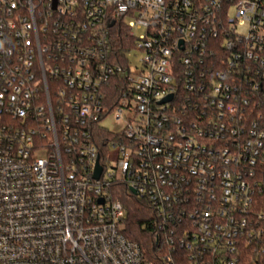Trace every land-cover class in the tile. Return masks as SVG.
Here are the masks:
<instances>
[{
	"label": "built area",
	"instance_id": "obj_1",
	"mask_svg": "<svg viewBox=\"0 0 264 264\" xmlns=\"http://www.w3.org/2000/svg\"><path fill=\"white\" fill-rule=\"evenodd\" d=\"M0 264H264V0H0Z\"/></svg>",
	"mask_w": 264,
	"mask_h": 264
},
{
	"label": "trees",
	"instance_id": "obj_2",
	"mask_svg": "<svg viewBox=\"0 0 264 264\" xmlns=\"http://www.w3.org/2000/svg\"><path fill=\"white\" fill-rule=\"evenodd\" d=\"M118 197L127 210L124 230L126 237L139 243L147 257L156 261V248L159 242L156 233L149 226L153 219L149 205L131 195L125 186L119 187Z\"/></svg>",
	"mask_w": 264,
	"mask_h": 264
},
{
	"label": "rangeland",
	"instance_id": "obj_3",
	"mask_svg": "<svg viewBox=\"0 0 264 264\" xmlns=\"http://www.w3.org/2000/svg\"><path fill=\"white\" fill-rule=\"evenodd\" d=\"M142 33H143V31H138V32H136V35L139 37V35H141ZM138 58H139V56H136L134 54L131 55L130 60H131L133 66L138 65ZM104 126L107 127L109 130H111V128H112L111 120H108L106 122V124H104Z\"/></svg>",
	"mask_w": 264,
	"mask_h": 264
},
{
	"label": "water",
	"instance_id": "obj_4",
	"mask_svg": "<svg viewBox=\"0 0 264 264\" xmlns=\"http://www.w3.org/2000/svg\"><path fill=\"white\" fill-rule=\"evenodd\" d=\"M172 100V97H170L168 99V101H171ZM165 102V101H163ZM100 173H101V167L99 165H97V171H96V178H98L100 176ZM133 194H135V192L133 191Z\"/></svg>",
	"mask_w": 264,
	"mask_h": 264
}]
</instances>
